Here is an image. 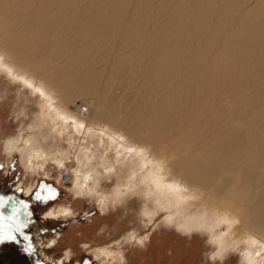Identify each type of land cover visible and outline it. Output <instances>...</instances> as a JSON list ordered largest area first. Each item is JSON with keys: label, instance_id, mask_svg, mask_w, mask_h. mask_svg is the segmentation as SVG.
<instances>
[{"label": "bare ground", "instance_id": "6f19581e", "mask_svg": "<svg viewBox=\"0 0 264 264\" xmlns=\"http://www.w3.org/2000/svg\"><path fill=\"white\" fill-rule=\"evenodd\" d=\"M0 70L40 96L41 112L56 108L41 113L44 123H77L67 131L73 153L59 157L34 137L9 140L6 150L20 152L28 169L52 177L68 161L78 193L96 194L103 205L108 197L89 186L93 160L82 142L93 134L103 144L100 135H108L139 168L123 169L129 174L113 192L118 201L140 194L156 209H173L183 230L209 232L223 252L245 245V262L257 263L255 248L264 250V0H0ZM108 158L104 170L117 172ZM151 208L144 211L150 220ZM95 254L102 262L113 257Z\"/></svg>", "mask_w": 264, "mask_h": 264}, {"label": "rangeland", "instance_id": "374dc122", "mask_svg": "<svg viewBox=\"0 0 264 264\" xmlns=\"http://www.w3.org/2000/svg\"><path fill=\"white\" fill-rule=\"evenodd\" d=\"M39 98L13 83L0 70V192L14 193L16 200L28 204L27 210L22 209L15 218L10 217L15 229L9 225L3 228L0 220V264H38L37 257L43 264H247L243 257L245 245L223 252L209 232L183 230L179 220L173 218L171 208L156 209L153 202L148 204L136 193L118 201L113 192L129 174L123 171L137 168L138 164L135 158L127 160L128 151H124L121 143L117 146L119 143L108 135H100L103 144L101 140L99 144V138L96 140L93 134L82 142L87 146L83 151L93 160L88 166L90 170L86 168L95 173V180L89 186L95 191L97 185L99 193L108 197L103 205L96 194L78 193L75 183L65 176L67 169L72 170L68 161L64 162L66 170L59 172L62 176L58 172L52 177L51 173L41 175L28 169L20 152L6 150L9 140L19 137L33 140L34 137L38 146L51 156L59 157L58 151L73 153L67 131L73 126L75 129L76 121L66 117L67 120L44 123L41 113L44 112L46 118L48 113L54 114L56 108L49 106L51 109L44 108L41 112ZM85 105L82 111L87 113L84 108L88 105ZM76 134L74 145H79L81 138ZM106 158L117 172L104 170ZM125 162L127 165L123 166ZM42 186H50L56 192L55 198L34 199L37 191L48 194ZM146 205L155 211L151 220L144 215ZM64 208L70 209L68 217H47L51 211ZM24 211L31 215L26 217ZM25 219L27 226L17 231L19 223ZM228 232L222 228L223 234ZM97 248L109 250L113 257L102 262L95 254ZM255 251L254 262L264 264V250L257 247Z\"/></svg>", "mask_w": 264, "mask_h": 264}, {"label": "snow or ice", "instance_id": "6c2138e0", "mask_svg": "<svg viewBox=\"0 0 264 264\" xmlns=\"http://www.w3.org/2000/svg\"><path fill=\"white\" fill-rule=\"evenodd\" d=\"M29 87H31V85H29ZM37 91H40V90L37 89ZM81 127H83V125H81ZM42 187L46 188L48 194L42 195L41 191H37L34 195V199L40 201V200H49V199L55 198L56 192L50 186H42ZM5 205H8L11 208L12 218H15L19 214H21L22 209L27 210L28 208V204L22 200H16L15 197H12V196H9V197L0 196V208H3ZM23 214L26 217L31 215V213H28L26 211H24ZM3 217H4V214L0 212V219H2ZM27 222H28L27 219H25L24 221H21L17 227V231L26 227Z\"/></svg>", "mask_w": 264, "mask_h": 264}, {"label": "flooded vegetation", "instance_id": "af4514ba", "mask_svg": "<svg viewBox=\"0 0 264 264\" xmlns=\"http://www.w3.org/2000/svg\"><path fill=\"white\" fill-rule=\"evenodd\" d=\"M8 195V194H4V197ZM16 199V198H15ZM0 212H2L5 215H7L8 217H3L2 219V227H6V225H9L11 226L12 228H16L15 224H13V222L10 220V217H11V208L8 206V205H5L3 208H0ZM11 222V223H10ZM37 261H38V264H43L40 260H38V257H37Z\"/></svg>", "mask_w": 264, "mask_h": 264}, {"label": "water", "instance_id": "95a60500", "mask_svg": "<svg viewBox=\"0 0 264 264\" xmlns=\"http://www.w3.org/2000/svg\"><path fill=\"white\" fill-rule=\"evenodd\" d=\"M0 196H4V194L2 192H0ZM9 196H12V197H15L16 198V195L14 193H9L5 197H9ZM5 216L8 217L7 215H5Z\"/></svg>", "mask_w": 264, "mask_h": 264}, {"label": "built area", "instance_id": "2783aa9c", "mask_svg": "<svg viewBox=\"0 0 264 264\" xmlns=\"http://www.w3.org/2000/svg\"><path fill=\"white\" fill-rule=\"evenodd\" d=\"M65 176L67 177V174H65ZM68 178V177H67Z\"/></svg>", "mask_w": 264, "mask_h": 264}]
</instances>
